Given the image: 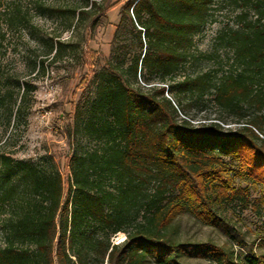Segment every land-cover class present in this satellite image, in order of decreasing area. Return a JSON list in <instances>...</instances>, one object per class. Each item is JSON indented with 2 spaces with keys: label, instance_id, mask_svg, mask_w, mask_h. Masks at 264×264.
Instances as JSON below:
<instances>
[{
  "label": "trees",
  "instance_id": "obj_1",
  "mask_svg": "<svg viewBox=\"0 0 264 264\" xmlns=\"http://www.w3.org/2000/svg\"><path fill=\"white\" fill-rule=\"evenodd\" d=\"M77 1L0 0V264H264V251L238 256L171 231L181 212L215 225L229 211H264V0H125L72 110L65 186L55 168L5 151L35 86L1 56L9 34L32 33L33 13L57 15L66 31L94 28L116 5ZM222 2L239 12L202 51L195 37ZM37 41L44 51L27 58L28 76L65 46ZM208 100L215 118L194 122L190 112Z\"/></svg>",
  "mask_w": 264,
  "mask_h": 264
},
{
  "label": "rangeland",
  "instance_id": "obj_2",
  "mask_svg": "<svg viewBox=\"0 0 264 264\" xmlns=\"http://www.w3.org/2000/svg\"><path fill=\"white\" fill-rule=\"evenodd\" d=\"M13 0H1L3 6ZM32 7L35 1L65 6L77 4V0H14ZM98 3L108 5L116 2L106 14L98 17L94 28L81 25L63 31V21L57 15L32 14L33 28L28 31L14 32L8 35L5 41L6 51L1 56L3 64L10 73L15 70L23 78L31 80L35 86L26 111L25 124L18 126L13 131L5 146V151L14 158L31 160L39 163L44 168H55L67 183L69 170L67 160L75 147V141L69 130L72 124V110L80 97L86 78L90 76L96 60H102L108 54L110 40L115 26L119 20V9L125 0H96ZM118 2V3H117ZM238 9H232L226 3H221L215 8L214 20L209 23L203 32L195 37L197 47L202 51H211L216 44L219 30L227 25H232L234 15ZM75 22V21H74ZM58 36V37H57ZM39 37L53 38L64 43V48L59 56L43 58L40 72L34 76L27 75L25 62L27 58H34L35 54L43 52L44 48L37 41ZM212 66L206 63L204 68ZM216 108L211 102L206 101L190 112L194 122L204 118H215ZM181 117V115H180ZM10 134V129L3 135L5 140ZM236 183L244 185L245 182ZM252 197L257 192L251 188ZM67 196L64 190L63 198ZM172 237L180 242H212L223 246L242 256L249 253L264 251V211L255 215L249 210L242 213L226 212L222 214L221 221L215 225L205 224L187 212L179 213L173 220ZM124 234L117 233L113 242L123 240ZM184 264H214L210 259L203 257L183 258Z\"/></svg>",
  "mask_w": 264,
  "mask_h": 264
}]
</instances>
